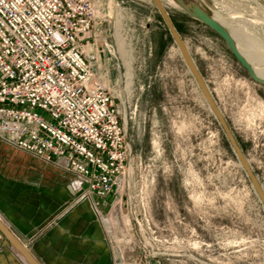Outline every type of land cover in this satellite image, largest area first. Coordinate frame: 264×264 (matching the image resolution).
Listing matches in <instances>:
<instances>
[{
	"label": "rangeland",
	"instance_id": "374dc122",
	"mask_svg": "<svg viewBox=\"0 0 264 264\" xmlns=\"http://www.w3.org/2000/svg\"><path fill=\"white\" fill-rule=\"evenodd\" d=\"M93 1L98 76L131 145L109 216L117 264H264V206L153 0ZM195 2L264 56V0ZM166 10L264 188V85L207 26Z\"/></svg>",
	"mask_w": 264,
	"mask_h": 264
},
{
	"label": "built area",
	"instance_id": "2783aa9c",
	"mask_svg": "<svg viewBox=\"0 0 264 264\" xmlns=\"http://www.w3.org/2000/svg\"><path fill=\"white\" fill-rule=\"evenodd\" d=\"M93 0H0L1 139L66 170L79 199L122 200L127 123L98 72Z\"/></svg>",
	"mask_w": 264,
	"mask_h": 264
},
{
	"label": "crops",
	"instance_id": "0c3cea01",
	"mask_svg": "<svg viewBox=\"0 0 264 264\" xmlns=\"http://www.w3.org/2000/svg\"><path fill=\"white\" fill-rule=\"evenodd\" d=\"M71 182L69 172L14 148L0 134V220L37 262L117 264L109 218L114 198L97 212L95 197L80 200ZM0 264H29L1 230Z\"/></svg>",
	"mask_w": 264,
	"mask_h": 264
},
{
	"label": "water",
	"instance_id": "95a60500",
	"mask_svg": "<svg viewBox=\"0 0 264 264\" xmlns=\"http://www.w3.org/2000/svg\"><path fill=\"white\" fill-rule=\"evenodd\" d=\"M153 2L156 5L161 17L163 18L175 44L179 48L184 62L186 63L187 67L189 68L190 72L195 78L199 86V89L202 95L204 96L208 106L210 107L211 111L213 112L216 119L218 120L219 125L221 126L227 138L228 143L230 144L233 152L235 153L242 168L244 169L249 181L252 184V187L255 193L257 194L261 203L264 206V189L261 186L243 150L241 149L227 120L225 119L224 115L218 108L216 101L214 100V97L212 93L210 92L209 87L204 80V77L200 73L186 44L184 43L180 33L178 32L176 26L174 25L172 18L170 17L166 9L163 7L160 0H153ZM180 2H182V0H180ZM184 8H185V11L189 15H191L194 19L198 20L199 22L207 26L210 30L216 33L226 43L231 54L245 68V70L248 72L250 78L253 81L261 85H264V79L259 77L256 74L250 62L240 52L235 39L232 37L230 31L226 27H224L221 23L215 20L213 16L206 9H204L200 4L196 2L190 3V4L184 3ZM0 230L5 234V236L10 241V243L21 253V255L26 259V261L29 264H39L37 260L32 256L28 248L14 235V233L1 220H0Z\"/></svg>",
	"mask_w": 264,
	"mask_h": 264
},
{
	"label": "bare ground",
	"instance_id": "6f19581e",
	"mask_svg": "<svg viewBox=\"0 0 264 264\" xmlns=\"http://www.w3.org/2000/svg\"><path fill=\"white\" fill-rule=\"evenodd\" d=\"M160 1H161L162 5H163V7L165 9L170 8V9H174V10L175 9H183V10H185L184 3L185 4H190V3H194L195 2V0H182V2H180V0H160ZM211 15L213 16V18L215 20H217L219 23H221L224 27H226L230 31L232 37L235 39V41H236V43L238 45V48H239L240 52L250 62V64L254 68V71L256 72V74L259 77L264 79V56L259 55L260 52L258 53L256 51L257 49L255 50L257 53H255V52H253L254 50L252 51L249 46L244 45L243 38L241 37L242 35H240V33L238 32V30L236 28H233V26L228 25V22H227L226 18L222 17L219 13H215V14H211Z\"/></svg>",
	"mask_w": 264,
	"mask_h": 264
},
{
	"label": "trees",
	"instance_id": "16d2710c",
	"mask_svg": "<svg viewBox=\"0 0 264 264\" xmlns=\"http://www.w3.org/2000/svg\"><path fill=\"white\" fill-rule=\"evenodd\" d=\"M163 19V18H162ZM164 21V20H163ZM165 23V22H164ZM166 25V24H165ZM167 27V26H166ZM168 29V28H167ZM168 32H169V30H168ZM169 34H170V32H169ZM170 36H171V34H170ZM171 38H172V36H171Z\"/></svg>",
	"mask_w": 264,
	"mask_h": 264
}]
</instances>
